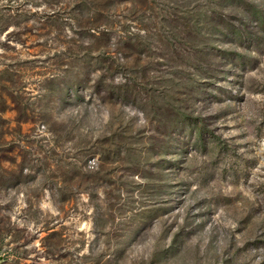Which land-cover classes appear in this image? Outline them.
<instances>
[{"label":"rangeland","instance_id":"374dc122","mask_svg":"<svg viewBox=\"0 0 264 264\" xmlns=\"http://www.w3.org/2000/svg\"><path fill=\"white\" fill-rule=\"evenodd\" d=\"M106 2L0 0V258L264 264V0H211L245 41L180 59L118 48L135 19Z\"/></svg>","mask_w":264,"mask_h":264},{"label":"trees","instance_id":"16d2710c","mask_svg":"<svg viewBox=\"0 0 264 264\" xmlns=\"http://www.w3.org/2000/svg\"><path fill=\"white\" fill-rule=\"evenodd\" d=\"M123 3L131 6V9L125 6V9L135 20H133L134 27H126L120 25L118 30L106 29L100 34L113 36L116 38L118 48L130 51L132 55H137L142 51L141 42L145 36H154L157 38L156 48L158 46H168L176 58L180 59L176 44L178 39L182 36H189L196 39L206 38V35H223L224 31H228L233 37H237L234 42L241 45L245 41L246 36L243 37L241 30H236L228 21L218 20L214 17V10L209 9L211 0H121ZM107 3L99 5L104 8L109 14ZM89 11V7L82 8L81 12ZM87 11V12H88ZM85 19L88 18L87 15ZM196 12V14H195ZM89 13V12H88ZM193 13V19L191 16ZM84 15V16H85ZM97 18V14H94ZM110 15V14H109ZM108 15V18H109ZM213 15V16H212ZM111 17H118L111 14ZM197 17V18H196ZM218 20V21H217ZM109 20H107L108 22ZM264 22V21H263ZM149 25L148 28H140V25ZM110 31V32H109ZM168 55V54H167ZM182 57V56H181ZM162 59H166L163 57ZM227 59H231L228 53ZM240 61V60H239ZM184 63V62H182ZM243 65V62H240ZM202 68V67H201ZM208 69H211L208 68ZM104 77V76H103ZM101 82L97 81L91 85L93 93L98 95L100 92ZM2 237L0 236V244ZM0 264H8L5 260L0 258Z\"/></svg>","mask_w":264,"mask_h":264}]
</instances>
